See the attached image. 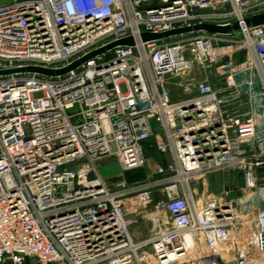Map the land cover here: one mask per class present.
Segmentation results:
<instances>
[{
  "label": "built area",
  "instance_id": "obj_1",
  "mask_svg": "<svg viewBox=\"0 0 264 264\" xmlns=\"http://www.w3.org/2000/svg\"><path fill=\"white\" fill-rule=\"evenodd\" d=\"M260 12L264 0L0 6V70L61 69L134 39L63 74H0V264H264V208L241 216L227 190L200 202L190 186L221 169L264 186V23H246ZM236 22L226 33L142 38ZM147 145L170 160L109 187L97 160L144 167ZM155 196L168 224L151 218L152 234L137 240L131 228L147 212L128 204Z\"/></svg>",
  "mask_w": 264,
  "mask_h": 264
},
{
  "label": "rangeland",
  "instance_id": "obj_2",
  "mask_svg": "<svg viewBox=\"0 0 264 264\" xmlns=\"http://www.w3.org/2000/svg\"><path fill=\"white\" fill-rule=\"evenodd\" d=\"M257 89H259V85ZM171 91L175 97L176 90L173 89ZM152 122L155 123V120L152 119ZM149 162H151V160ZM142 169L146 170L147 168L140 167L133 170H135V172L137 173ZM232 176H233V171L231 170L228 169L214 170L206 175L201 176L200 178L190 180V186L193 190L196 199L198 200L202 198L211 199L221 195L220 193H225L224 184H227L228 181L231 180V178L229 177ZM237 179H238L237 181L241 183L242 186H240L238 199L234 201V205L236 206L235 211L237 214L241 216H245V215L252 216L254 213L264 208V186L253 189L247 188L244 185L245 182L242 177H239ZM195 188L197 192H195ZM156 202H157V197L155 196L154 199L149 204L140 206V205H134L133 203L132 208L130 209V213L133 215L136 214V216H138L137 212L141 209L147 212L146 217L144 218L142 216L137 217L138 222L136 224V226L141 225L147 227L146 236L152 234L153 221H151V218H153L154 216H159V218L163 220L165 223L168 222L166 211L156 209L155 207ZM26 264H31V263L28 261Z\"/></svg>",
  "mask_w": 264,
  "mask_h": 264
},
{
  "label": "crops",
  "instance_id": "obj_3",
  "mask_svg": "<svg viewBox=\"0 0 264 264\" xmlns=\"http://www.w3.org/2000/svg\"><path fill=\"white\" fill-rule=\"evenodd\" d=\"M13 1H15V0H0V6L10 4ZM243 57H244L243 54L238 55L239 60H242ZM147 152H148V161H147L146 165L144 166L147 169L146 170L142 169L141 171H139L137 173L135 172V170L122 171L120 166H119L117 157L114 155H108V156H103V157L99 158L97 160V168H98L100 174L102 175V177L104 178L106 184L111 188L115 187V185L118 182H120L121 180H126L129 183L142 182V181H145L147 178L150 177V175L152 174V172H153V170L157 164H166L170 160L169 154L161 153L156 148H154L150 145H147ZM150 160H151V162H149ZM130 172H132V173H130ZM133 173H135V174H133ZM239 177H242L241 174L233 171V176L229 177V178H231V180H229L227 184H224V190H226L225 188L227 185H229L231 183H235L237 185V193L239 194L240 186H242L241 183H239L237 181L238 180L237 178H239ZM195 192H197L196 188H195ZM220 194H223V193H220ZM206 200H207V198L199 199L200 202H205ZM131 208H132V205L128 204V209L130 210ZM131 231H132L133 236L137 240H140V239L147 237L146 236L147 235V227H145V226H141V225L136 226L135 225L131 228Z\"/></svg>",
  "mask_w": 264,
  "mask_h": 264
},
{
  "label": "water",
  "instance_id": "obj_4",
  "mask_svg": "<svg viewBox=\"0 0 264 264\" xmlns=\"http://www.w3.org/2000/svg\"><path fill=\"white\" fill-rule=\"evenodd\" d=\"M246 23L248 25L253 24V25H259L264 23V12L257 13L253 15L250 18L246 19ZM239 28V22H236L232 26H219V25H214V24H209V23H203V24H197L191 27H182V28H176L170 31L162 32V33H152V32H143L142 33V38L143 40H150V39H160V38H165L170 35L174 34H179L183 32H189V31H196L200 29H205L211 32H219V33H226L229 32L233 29ZM119 44H134V39L129 36L117 41H113L106 46L100 47L96 50H93L89 52L88 54L82 56L81 58L77 59L74 61L72 64L68 65L67 67L61 68V69H50V68H45L41 66H35V65H30L26 67H18V68H10V69H4L0 70V74H10V73H15V72H20V71H26V72H36V73H41V74H46V75H57V74H63L71 69L76 68L79 66L81 63L86 61L87 59L105 52L106 50L119 45ZM228 193L229 197L233 200L238 198V193H237V185L235 183H231L226 186L225 188ZM227 201V200H226ZM228 205V201L226 202Z\"/></svg>",
  "mask_w": 264,
  "mask_h": 264
},
{
  "label": "bare ground",
  "instance_id": "obj_5",
  "mask_svg": "<svg viewBox=\"0 0 264 264\" xmlns=\"http://www.w3.org/2000/svg\"><path fill=\"white\" fill-rule=\"evenodd\" d=\"M153 219L155 220V224H158V222H157V216H154Z\"/></svg>",
  "mask_w": 264,
  "mask_h": 264
}]
</instances>
